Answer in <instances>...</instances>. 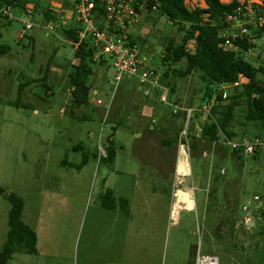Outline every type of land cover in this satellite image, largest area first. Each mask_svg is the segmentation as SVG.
Masks as SVG:
<instances>
[{
	"label": "rangeland",
	"instance_id": "1",
	"mask_svg": "<svg viewBox=\"0 0 264 264\" xmlns=\"http://www.w3.org/2000/svg\"><path fill=\"white\" fill-rule=\"evenodd\" d=\"M22 1L32 16L14 8L15 21L0 18V188L34 204L49 232L41 233L42 255L28 258L35 264H184L195 247L220 264H264V148L238 156L210 141V107L200 77L169 81L180 104L195 110L187 125L184 114L173 116L136 78L117 85L114 60L97 49L88 100L77 105L70 80L75 51L63 34L76 22L60 9L62 0ZM201 6L187 3L190 10ZM26 23L35 27L21 41ZM157 23L143 26L145 45L156 50L148 66L162 73L165 33ZM174 28L168 23V30ZM170 34L181 41L176 29ZM5 47L9 51L2 54ZM263 52L264 38H258L244 57L259 68ZM237 124L233 129L240 136ZM185 131L196 210H186L193 200L180 191L193 186L177 185L174 174V146ZM111 148L113 164L103 154ZM105 181L118 197L131 200L130 221L103 209ZM174 191L189 204L181 208L174 197L171 207ZM10 208L0 196V251Z\"/></svg>",
	"mask_w": 264,
	"mask_h": 264
},
{
	"label": "trees",
	"instance_id": "2",
	"mask_svg": "<svg viewBox=\"0 0 264 264\" xmlns=\"http://www.w3.org/2000/svg\"><path fill=\"white\" fill-rule=\"evenodd\" d=\"M204 1L206 9L190 10L187 7V0H146L145 10L165 17L174 25L176 35L181 36V41H178L176 36L165 40L162 65L164 69L168 65H172L173 68L164 71L163 83L169 86L175 94V88L169 84L170 80L184 79L195 74L200 77L206 86L203 101L210 107L209 118L212 124L205 130V135L210 141L219 143L224 137L240 142L248 141L250 137L264 141V52L262 64L256 68L244 57V53L250 51L253 45L237 39L233 42L232 48L227 49L223 46L225 40L221 34L226 28L227 16L239 8L238 0H231L229 4L221 0ZM8 5L15 9H26L22 0H0V8ZM95 10L99 23L105 16L104 8L97 2ZM258 13L264 18V1ZM45 15L47 21L52 20L50 14ZM78 32L79 27L76 26L64 30L63 34L73 46L79 45L74 53L77 65H72L74 71L70 74V80L73 86V102L82 105L87 102L90 93L88 80L94 73L93 66L97 64L94 58L97 48L91 41H80ZM255 34L257 38H262L264 27L258 29ZM192 41L196 46L194 54L186 51L187 45ZM129 43L130 46L133 45L131 37ZM8 51L9 48L5 47L1 53L7 54ZM241 76L247 78L248 82L240 84ZM236 84L238 86L232 89L228 101L224 102L220 91L221 86ZM237 117L241 119L238 124ZM236 124L243 130L242 136H239L233 129ZM245 133L251 136L247 137ZM76 149L79 150L81 147ZM232 151L235 155H244L242 151ZM257 153L258 151L255 152ZM106 155L109 163L113 164L116 149L111 148ZM63 163L69 165L66 162ZM69 166L73 167V165ZM0 196H3L11 206L8 217L9 230L0 251V264H9L14 256L19 254L37 256L38 236L23 221L25 201L20 196L8 193L1 188ZM101 202L106 210L116 208V200L111 190L106 191ZM120 204L124 214L130 216L127 201L121 200ZM197 255L198 249L193 247L190 252V264H194Z\"/></svg>",
	"mask_w": 264,
	"mask_h": 264
},
{
	"label": "built area",
	"instance_id": "3",
	"mask_svg": "<svg viewBox=\"0 0 264 264\" xmlns=\"http://www.w3.org/2000/svg\"><path fill=\"white\" fill-rule=\"evenodd\" d=\"M263 1L238 0L240 6L232 14L227 16L226 28L221 34V37L225 40L224 47L227 49L232 48L233 42L237 39L247 41L250 45L255 44L258 39L255 33L258 29L264 27V18L258 13L263 5ZM97 2L104 8L105 13L103 20L99 23L96 19L95 10ZM230 2L231 0H228L226 4ZM145 8L146 0H73L71 18L79 27L78 34L80 41L90 40L101 53L110 56L114 60V68L116 71L115 82L117 85L124 77L136 78L140 85L146 86L150 91L158 94L160 103L170 108L173 116L176 117L184 114L187 125H189L195 110L182 106L177 95L173 94L171 88L163 83V73L150 68L146 59L140 54L138 49L130 46V29L140 21L142 18L141 12ZM24 13L27 16H32L34 10L26 8ZM0 18L7 22L15 21L16 17L13 6L1 7ZM34 27L33 24L26 23L24 31L19 35V39L21 41L27 39V33L34 29ZM48 28L52 30V28ZM262 38H264V34ZM78 47V44L74 45L75 52ZM195 49L194 41L190 42L186 47V51L190 54H194ZM238 51L240 52V50ZM249 52L251 50L244 54H248ZM169 68L172 69L173 66L168 65L164 70H168ZM243 80L248 82L247 78L241 76L240 84L244 83ZM235 86H238V84L234 86H221L220 91L224 102L228 101L230 96L229 91ZM150 91L146 92L147 96L150 95ZM97 104L101 105L102 103L98 101ZM182 137H185V144L181 140L183 142V148H189L188 134L186 131L182 133ZM219 143L224 144L232 150L242 151L246 156L253 155L255 152L264 148V141L258 138L240 142L224 137ZM103 154L106 156L104 151ZM224 173L222 171L223 175ZM254 201H259V198L255 197ZM244 211H248V208L245 207ZM195 264H220V261L215 255L198 253Z\"/></svg>",
	"mask_w": 264,
	"mask_h": 264
},
{
	"label": "crops",
	"instance_id": "4",
	"mask_svg": "<svg viewBox=\"0 0 264 264\" xmlns=\"http://www.w3.org/2000/svg\"><path fill=\"white\" fill-rule=\"evenodd\" d=\"M191 1L193 4L197 3L198 1H201L202 2V6H201L202 9L207 8L204 0H187V3L191 2ZM61 2H62V4H61V6H59L60 9H62V10L65 9L64 11L69 14L68 18L72 17L70 14H71L72 9H73V0H62ZM227 2H228V0H226V3ZM141 13H142V19H140L139 22L134 24L130 29V35H131V39L133 42V45L131 47H136L138 49V51L140 52V54L146 59V62L148 64V61H151L152 59H154V57H155L154 54L156 53L155 52L156 50L155 51L153 50L154 47L152 46L151 43L149 46L145 45V40H146L145 38L148 36V34L146 33V28L143 25L146 24V22H147V24H148V22H151L155 26V24H158L157 23V21H158L164 27L163 29H164L165 34L162 33L164 35V37L162 38V41L166 40V38L171 35L170 33L174 32L175 28L173 30H168L167 25L170 22L165 17L158 16L157 13H149L146 10H143ZM74 27H76V26L72 25L69 28H74ZM151 39L156 41V39L154 37H151ZM165 43L166 42L164 41V47H165ZM148 51H150L151 54H148ZM163 53H164V51H163ZM162 56H163V54L161 52V61H162ZM102 63H104V62H102ZM164 71L162 72L163 74H164ZM243 82L246 83L247 81L243 80ZM154 93H155V95H158L156 92H154ZM149 96H147V97H149ZM240 133L244 134V132H240ZM237 141H239V140H237ZM162 143L165 146L171 145L170 144L171 141H169V140H164V141H162ZM174 156H175L174 174L176 176L177 185L182 186L183 184H186L188 186H190V185L193 186L194 182L192 180V170H191V165H190V159H189V156H187L185 149L183 148L181 138L179 139V144L174 146ZM105 158L108 160L107 155L105 156ZM106 184L107 183L105 181V183L103 184V189L101 191V199L105 195L107 190H111L113 192V197L116 200V208L114 210H108V211L109 212H118V213L120 212V213H122V215H124V217H126V219H128L130 221V219L133 217V214H132L133 209L131 206L132 205L131 200L127 197H118L115 193V190L107 188ZM157 190H160V189H158L157 187H154V192H156ZM175 191L171 195V205L170 206L172 207V205H173L174 197H177V199L181 203H187L186 201L181 200V198L178 196L177 193L179 191H177L176 194H175ZM180 191L185 192V193H189V195H191V198L193 200L194 206L191 209H186V210H196V201L194 198V186H193V189L192 188L191 189L190 188L189 189L184 188L183 190H180ZM121 200L127 201L129 211H130V216L125 215L124 212L121 210V208H120V205H121L120 201ZM187 204H189V203H187ZM34 206L35 205L33 204L32 207H30L29 204L25 201V209L23 212V221L29 227H31L36 232V234L38 236V255L37 256L39 257L42 255L41 243H40L41 233L44 232V236H49V232L46 229L45 223L42 222L43 220L41 219V217L38 216V212L36 209H34ZM175 206H176V204H175ZM6 236H7V233H6ZM5 241H6V238H5ZM5 241H4V243H5ZM4 243H3V245H4ZM47 250H50V249H47ZM198 253H200V251H198ZM16 259H20V260L16 262ZM15 262H16V264H35L34 260H30L28 258V255H24V254H19V255L15 256L9 264H11V263L15 264ZM184 264H190V260L188 261V263L186 262ZM194 264H195V262H194Z\"/></svg>",
	"mask_w": 264,
	"mask_h": 264
},
{
	"label": "bare ground",
	"instance_id": "5",
	"mask_svg": "<svg viewBox=\"0 0 264 264\" xmlns=\"http://www.w3.org/2000/svg\"><path fill=\"white\" fill-rule=\"evenodd\" d=\"M179 192H180V191H179ZM179 192H178V193H179ZM178 193H177V194H178ZM183 204H184V203H181V202L177 199V205H178L179 207L182 208V207H183ZM189 205H194V204L192 203V204H189Z\"/></svg>",
	"mask_w": 264,
	"mask_h": 264
}]
</instances>
